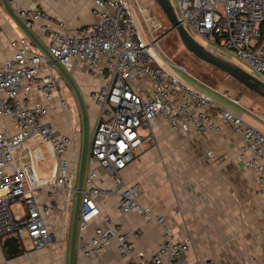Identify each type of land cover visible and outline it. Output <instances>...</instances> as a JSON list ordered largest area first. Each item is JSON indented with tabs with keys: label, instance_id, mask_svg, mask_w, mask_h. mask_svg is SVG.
Segmentation results:
<instances>
[{
	"label": "built area",
	"instance_id": "1",
	"mask_svg": "<svg viewBox=\"0 0 264 264\" xmlns=\"http://www.w3.org/2000/svg\"><path fill=\"white\" fill-rule=\"evenodd\" d=\"M6 2L27 29L41 27L45 49L67 73L97 85L86 95L97 117L85 161L77 232L96 220L100 225L80 254L97 261L115 242L128 264H187L182 257L189 243L175 242L164 217L141 206L140 188L124 186L119 173L142 143V129L162 122L173 132L212 134L220 121L241 138L238 159L256 174L263 202L259 250L264 264V133L188 83L185 70L146 37L140 10L127 0H91L94 22L71 31L44 10ZM173 9L188 35L203 38L209 47L194 39L199 45L264 83V0H176ZM7 46L10 53L0 58V241L15 238L21 253H31L54 245L55 219L68 224L81 136L75 128L64 134L52 122L58 112L70 111L63 96L65 80L53 64L26 34ZM100 170L112 177L111 188L98 185ZM106 197L117 198L120 214L135 213L161 228L162 239L149 262L136 251L140 230L124 233L110 218L101 217L97 200ZM11 206L21 214H13ZM193 264L215 263L198 259Z\"/></svg>",
	"mask_w": 264,
	"mask_h": 264
},
{
	"label": "crops",
	"instance_id": "2",
	"mask_svg": "<svg viewBox=\"0 0 264 264\" xmlns=\"http://www.w3.org/2000/svg\"><path fill=\"white\" fill-rule=\"evenodd\" d=\"M15 2L18 7L44 10L50 17L63 21L68 31L94 22L91 0ZM31 32L45 48L46 39L41 27L36 26ZM23 34L0 0L1 59L10 53L8 42ZM76 77L77 81L80 79L86 84L83 89L87 92L97 86L79 75ZM218 104L223 106L220 100ZM69 120L63 122L64 127L57 123L56 117L52 122L59 130L69 133L73 129ZM217 124L218 131L202 135L173 132L162 122H157L152 130L142 129L139 132L142 143L134 150L132 162L119 175L124 186L140 188L139 204L164 217L175 242L189 243L182 257L187 264L198 259L215 264H261L259 242L263 202L258 193L256 174L244 169L238 159L241 138L227 124L220 121ZM207 153H211V158L206 157ZM98 177L100 187L113 186L112 177L101 170ZM74 200L75 195L68 220L67 242L62 233L61 240L55 245L29 253L28 260H19L20 264H68ZM97 205L101 217L110 218L121 232L141 231L136 251L144 262H149L162 239L161 228L154 223H144L135 213L120 214L116 197L98 199ZM53 223L55 226L60 224L58 219ZM99 225L96 220L81 234L76 231L73 264H128L119 256L115 242L97 261L86 260L80 254V247ZM21 254L12 259L7 257L6 262L22 257Z\"/></svg>",
	"mask_w": 264,
	"mask_h": 264
},
{
	"label": "rangeland",
	"instance_id": "3",
	"mask_svg": "<svg viewBox=\"0 0 264 264\" xmlns=\"http://www.w3.org/2000/svg\"><path fill=\"white\" fill-rule=\"evenodd\" d=\"M129 3L135 5V10H137V15L142 25L144 34L149 40L157 41L156 49L161 52V54L175 66L180 67L185 70L184 74L185 79L193 87H195L200 92L207 95L216 103H219V100L223 103V106L237 115L256 128L257 130L264 133V100L258 96L246 91L238 83L232 80L227 75L219 72L213 67L197 60L190 53H188L181 43L179 42L175 33H170L165 37L161 38L164 33L169 29V24L166 18L158 10L156 4L153 0H127ZM173 7L176 6V0H170ZM194 39L203 46L209 47L208 43L201 37L193 35ZM160 38V39H159ZM45 42V41H43ZM46 43V42H45ZM226 58L234 61L241 67H246L234 59L233 54L226 53L224 55ZM58 72V71H57ZM72 78L77 81V77L71 74ZM79 79V78H78ZM80 80V79H79ZM77 81V86L81 92L83 102L86 107V124H87V156L91 148V135L92 129L97 117V109H93L88 105L89 101L86 98L87 91L84 90L86 84L80 80ZM94 87V85H91ZM216 91V92H215ZM220 94L222 98L218 95ZM64 99L70 104V111L67 113L58 112L56 114L57 123L64 125V121L68 118L71 121L73 128L78 130L77 136H81V118L79 115V109L77 102L75 100L74 94L71 89L67 88L63 93ZM237 102L238 105L233 104L232 102ZM55 125V124H54ZM62 133H66L62 131ZM77 143H75V148ZM18 159H21V156H17ZM74 198V196H72ZM11 211L13 214H21V210H17L14 206H11ZM71 220V219H70ZM55 233L57 236L56 242L54 245L61 239L59 236L64 233V241L67 242L68 238V224L63 226L58 224L54 225ZM53 246V245H52ZM66 246V244H65ZM23 254V255H22ZM22 257L15 259L13 261L6 262V258L1 247H0V264H20L19 260H28L30 254L22 253ZM21 262V263H22ZM23 264V263H22Z\"/></svg>",
	"mask_w": 264,
	"mask_h": 264
},
{
	"label": "water",
	"instance_id": "4",
	"mask_svg": "<svg viewBox=\"0 0 264 264\" xmlns=\"http://www.w3.org/2000/svg\"><path fill=\"white\" fill-rule=\"evenodd\" d=\"M153 1L156 4L158 10L166 18L169 24V29L167 30L166 33H164V35L161 36V38L165 37L170 33H175L183 48L188 53H190L194 58L213 67L219 72L227 75L236 83H238L241 87H243L246 91L264 100V83L252 77L251 75L247 74L237 65L211 54L209 51H207L201 45H199L194 39H192L177 21L170 0H153ZM1 2L7 14L19 26V28L29 37V39L33 42V44L41 50V52L48 58V60L53 64V66L58 71V73L65 80V83L68 85V87L71 89V91L74 94L79 109V115L81 118V128H82L81 149H80L79 166L77 173V185L75 192L74 208H73L72 222L70 228L69 256H68V264H73L74 243H75V235L77 231V223H78V215H79L80 193L83 184L85 161L87 156L88 138H87V124H86V107L83 102L81 92L77 84L75 83V80L72 78V76L69 73H67L48 54L47 50L40 44V42L36 39V37L31 32V30L27 29L24 26L22 21L15 15L13 10L7 5L6 0H1ZM0 245L1 248L3 249L4 255L10 259L21 254V248L19 247V243L15 238L12 237L6 238L0 243Z\"/></svg>",
	"mask_w": 264,
	"mask_h": 264
},
{
	"label": "trees",
	"instance_id": "5",
	"mask_svg": "<svg viewBox=\"0 0 264 264\" xmlns=\"http://www.w3.org/2000/svg\"><path fill=\"white\" fill-rule=\"evenodd\" d=\"M75 83H76V82H75ZM66 87L69 88L67 84H66ZM69 89H70V88H69ZM80 147H81V143H80ZM0 243H1V241H0Z\"/></svg>",
	"mask_w": 264,
	"mask_h": 264
}]
</instances>
